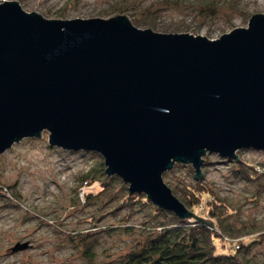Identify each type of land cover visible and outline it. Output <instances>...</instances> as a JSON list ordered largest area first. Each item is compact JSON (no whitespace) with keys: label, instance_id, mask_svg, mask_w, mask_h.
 I'll return each mask as SVG.
<instances>
[{"label":"water","instance_id":"95a60500","mask_svg":"<svg viewBox=\"0 0 264 264\" xmlns=\"http://www.w3.org/2000/svg\"><path fill=\"white\" fill-rule=\"evenodd\" d=\"M45 130L51 146L99 152L131 193L214 227L163 174L190 163L200 179L207 153L264 150V13L211 39L126 14L50 19L0 2V154Z\"/></svg>","mask_w":264,"mask_h":264},{"label":"rangeland","instance_id":"374dc122","mask_svg":"<svg viewBox=\"0 0 264 264\" xmlns=\"http://www.w3.org/2000/svg\"><path fill=\"white\" fill-rule=\"evenodd\" d=\"M18 1L26 11L50 19L126 14L143 29L189 32L211 39L247 27L253 14L264 13V0ZM120 7L123 13L118 11ZM238 155L262 171L259 166L264 163L263 149L243 148ZM204 159L202 178L195 177L192 164L175 163L163 174L165 182L172 190L179 189V198L184 197V190L188 192L184 183L197 186L203 181L238 210L228 218L233 226L260 230L247 238L264 234V176L248 179L237 170L238 166L218 153H207ZM101 161L104 158L97 151L51 146L47 130L40 137L14 143L0 154V183L9 190V195L0 194V264H109L144 240L145 227L153 228L163 216L153 205L141 202L132 213L133 207H122L119 197L105 196L120 184V176L118 179L106 173V190L100 192L105 176L100 174ZM206 208V203H201L196 211ZM19 241H30L31 245L13 252L11 248ZM86 246L91 247L90 253ZM247 255L264 260V239L255 243Z\"/></svg>","mask_w":264,"mask_h":264},{"label":"trees","instance_id":"16d2710c","mask_svg":"<svg viewBox=\"0 0 264 264\" xmlns=\"http://www.w3.org/2000/svg\"><path fill=\"white\" fill-rule=\"evenodd\" d=\"M118 11L124 12L121 7ZM225 161L233 162L238 166L237 170L248 179L264 176V163L263 166H259L262 171L258 172L244 159H225ZM104 164L101 161L100 174L105 176L102 179L104 188L100 192H104L107 185L105 179L108 176ZM115 177L119 179L118 176L115 175ZM119 181L120 184L109 190L105 196L119 197L122 207H133L132 213L138 202H141V205H153L157 214L162 215L163 218L153 225L155 229L145 227L144 240L109 264H264V260L247 255L255 243L264 239V234L247 238L248 235L259 233L260 230H245L233 226L228 218L236 214L238 210L228 204L225 198L216 195L213 188L203 181H199L197 186L184 183L188 192L184 190V197L179 196V199L198 215L210 218L215 228L194 217L181 218L172 211L160 208L145 193H131L128 185L122 179ZM178 190L173 188L175 195ZM4 192L9 195L7 186L0 183V194ZM201 203H206V212L202 209L196 211ZM118 208L120 206L116 207ZM222 236L230 239L224 241L220 239ZM90 250L91 247L86 246V252Z\"/></svg>","mask_w":264,"mask_h":264}]
</instances>
